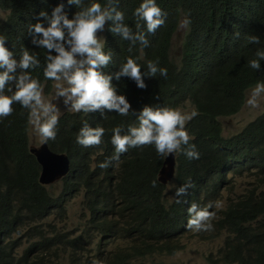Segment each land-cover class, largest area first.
<instances>
[{
	"label": "trees",
	"instance_id": "obj_1",
	"mask_svg": "<svg viewBox=\"0 0 264 264\" xmlns=\"http://www.w3.org/2000/svg\"><path fill=\"white\" fill-rule=\"evenodd\" d=\"M90 0H82L86 6ZM102 5L107 0H97ZM142 0H117L118 10L124 13V23L135 31L134 9ZM60 0H0V8L9 10L6 18L0 20V35L7 40V46L17 58L22 48L37 55L44 62L45 49L31 44L28 25L37 22L38 13L52 9ZM69 18L78 9L67 6ZM166 13L165 24L153 34H147L149 45L122 40L119 34L111 33L107 24L105 52H110L112 62L104 71L113 75V84L118 94L122 93L131 103L128 116L100 110L94 113L64 112L57 126L58 136L48 140L52 150L65 151L77 162L88 153L76 142L86 117L91 127L105 129L100 144L103 155L99 165L109 162L106 174L113 177L117 172L116 187H111L110 197L117 194L122 200L132 196L119 207L127 217L121 236L128 237V244L117 247L106 257L105 264H137V256L154 254L165 243L172 252L182 247L171 238L179 230H185L190 205L169 202L166 185L158 180L164 156L154 146L129 148L120 155L119 161L112 159L115 151L111 144L113 129L120 127L127 134L128 126L138 123L137 117L145 106L178 105L190 101L196 113L186 130L192 138L189 145H195L199 159L178 158L177 180L187 173L195 174L186 179L192 187L188 189V202L201 194L212 195L221 170L231 161L234 173L242 170L256 171L264 182V110L250 121L239 134L223 135L221 118L238 113L247 101V92L257 82H264V60L259 71L248 66L255 53L264 50V0H157ZM187 23L184 46L179 55L171 58L172 38L182 20ZM259 38V44L249 43V37ZM131 47V51L129 48ZM229 47V49H228ZM178 52V51H177ZM128 56L138 60L147 72L148 61L157 62L158 67L167 69V76H145L148 86L141 89L129 77L116 81L114 74ZM43 82L42 68L33 73ZM51 83L52 81H47ZM118 82V86L116 85ZM14 112L7 118H0V264H64L52 257V250L59 255L73 245L76 256L85 244L90 242L95 228L100 226L96 217L103 211L98 207L97 194L89 197L85 205L92 218L75 234L53 229L54 236L35 244L34 249L20 253L18 249L23 227H30L32 235L42 234L41 226L34 224L49 216L56 208L65 213V205L80 194L77 184V168L74 167L70 187L59 199L51 198L45 185L39 182L41 166L30 151L28 110L15 104ZM105 112V118L101 116ZM57 131V130H56ZM188 146H182L187 148ZM183 154L182 151L180 153ZM153 181L156 186L153 187ZM35 188H38L34 191ZM66 198H72L67 201ZM67 201V202H66ZM264 213V190H249L238 200L231 201L227 210H220L212 221L214 229L229 230L224 246L220 249L227 263L264 264V236L251 232L247 222ZM73 233V232H72ZM117 234L113 228L104 235ZM2 236V237H1ZM153 241V244L152 242ZM43 247L45 251H38Z\"/></svg>",
	"mask_w": 264,
	"mask_h": 264
},
{
	"label": "clouds",
	"instance_id": "obj_2",
	"mask_svg": "<svg viewBox=\"0 0 264 264\" xmlns=\"http://www.w3.org/2000/svg\"><path fill=\"white\" fill-rule=\"evenodd\" d=\"M73 5L78 10L72 14V18H69V13L65 11L66 4L64 0H60V3L52 9L51 13L41 10L37 16V22L28 25L31 44L36 48L46 50L43 64L39 57L31 53L28 48H22L19 58H17L13 50L7 46L6 38L0 35V118L11 116L14 112L13 106L19 104L23 109L28 110V123L39 137L41 144L47 143L50 149L48 140H55L58 136L59 128L57 129V126L63 113L60 115L57 105L52 100L45 98L44 89H51L54 82V98L58 101L63 98V104L69 112L94 113L100 110H107L120 116H128L132 107L131 103L123 95L117 82L116 85L121 90V93L118 94L117 87L113 84V75L104 71L111 64L112 55L110 52H105L106 38L102 40L99 33L105 30V26L107 33V24L111 21L112 24L108 28L111 33L119 34L122 40L131 41L132 45L139 42L144 47H147L149 45L147 34L154 35L165 24L166 19V13L159 7L157 0H142L139 6L134 9L133 15L136 18L135 31L124 23V13L118 10L117 0H107L106 5H102L97 0H90L86 6L82 4V0H67V6ZM0 10L6 12L4 17L6 18L9 10L2 8ZM249 43L259 44L260 40L256 36H251L249 37ZM184 44L183 40L178 54L181 53ZM131 50L130 47L129 51ZM255 55L258 59L250 60L248 66L259 71L261 68L260 61L264 60V50L258 49ZM171 58L174 60L173 52L171 53ZM41 68L43 77L46 80L43 85L37 75L35 77L33 75L37 69ZM145 71L137 59L128 56L121 63L114 77L116 81H120L122 77H129L137 83L139 88L145 89L148 86L144 81L145 76L156 77L158 72L161 76H167V69L158 67L157 62L153 61H148L147 72ZM47 81L52 82L48 83ZM262 94H264V82H257L251 90V97L247 101L248 105L253 108L258 107V100ZM184 103L185 101L174 106L163 104L162 107L159 105L156 107L145 106L137 117L138 123L128 126L127 134H122V129L115 127L112 130L113 134L111 137V144L115 151L112 159L119 161L120 155L126 153L129 148L145 146H154L156 152L164 156L161 168L168 158H174L175 164L172 168L174 172L171 178L164 183L159 180L158 175V180L166 185L165 193L169 202L181 203L180 199H183L184 204L190 205L187 208L188 219L185 228L196 233L209 232L214 230L212 221L218 212L227 210L231 201L238 200L242 194H232L231 201L224 205L220 201L209 202L207 205L204 203V200L213 196L219 186L225 182L226 174L231 172V168L234 167V162L231 161L221 170L217 185L212 187V190L215 191L214 194L210 196L201 194L197 199H192L188 202V189L192 185L187 183L186 179L195 174L187 173L178 181L176 178L178 158L187 156L189 159H199V153L195 150L194 144L189 145L192 136L186 130L188 123L196 113V107L190 102L194 111L191 110L189 115H184L179 109ZM101 116L105 118V112L101 111ZM82 120L85 122L79 130L76 142L81 145L78 146L79 148L86 149L88 153L82 157L80 163L76 161V158L72 159L65 151L51 149L57 154L67 155L69 166L63 169L53 182L44 184L40 181V177L39 182L47 187L51 198L59 199L70 187L71 178L69 177L73 175L74 167H76L78 170L77 184L81 186L80 194L77 197L82 196L83 218L74 227L62 224L69 217L66 205L75 199L66 198L68 199L67 201H71L65 205L64 214L59 208H56L49 215L53 216L52 223L43 225L44 220L49 216L34 223L41 226L42 234L32 235L29 233L32 226L23 227L20 233L15 234L16 238L20 239L19 246L16 249L22 254L28 249H34L36 243L45 240V236H54L53 229L65 233L69 232L72 236L81 232L80 228L92 218L91 211L85 203L95 193L97 194L98 207L102 208L103 211H100V214L96 217V222L100 226L95 228L90 242L85 244L76 256L73 245H71L70 249H65L64 244L58 240L57 242L61 244L63 251L56 255L54 250H52V257L62 260L64 264H90L88 261L91 258L93 259L91 264H105L106 257L111 252L117 247H123L129 243L128 237L121 236V232L126 226L127 217L119 207L124 205L132 196H125L122 200L117 194H114L111 199L110 189L111 187H116L117 172L111 177L106 174L105 169L109 166V162H102L99 165V157L104 154L101 151L100 144L102 143L105 129L99 126H89V121L86 117H83ZM242 131L243 129L237 134ZM39 145L31 143V146ZM182 146L188 147L182 148ZM181 151L182 155L180 154ZM245 172L255 174L256 171L242 170L237 175H243ZM255 175L259 189L264 190V188H261L264 186V182H262L260 176ZM55 183H58L60 187L58 194L49 189ZM169 184L172 186L170 189L168 188ZM155 186L156 182L153 181V187ZM257 188L258 186L248 187L244 193ZM37 189L35 188L34 191ZM170 194L175 195L173 199L169 198ZM246 225L249 226L252 233L264 236V213L257 216L256 219L249 220ZM110 228H113L117 234L105 236L104 232ZM185 230H179L171 238V241L173 243L177 241L178 244L182 245L180 239L175 240V236L180 235ZM225 232L227 237L229 230ZM97 234L100 237L96 247L94 250L87 251L88 246L95 241ZM112 237L114 242L107 248L108 241ZM151 242L153 244V241ZM164 244H161V246L164 247ZM38 251H45V249L40 247ZM175 252H172L166 246L159 248L154 254H174ZM154 254L137 256L135 258L136 263L153 264ZM147 256L149 257V262L144 261ZM232 263L242 264L240 262Z\"/></svg>",
	"mask_w": 264,
	"mask_h": 264
},
{
	"label": "rangeland",
	"instance_id": "obj_3",
	"mask_svg": "<svg viewBox=\"0 0 264 264\" xmlns=\"http://www.w3.org/2000/svg\"><path fill=\"white\" fill-rule=\"evenodd\" d=\"M6 16V12L0 10V19ZM187 29V23L183 19L178 31L173 38L172 52L179 55L180 44L183 42L185 33ZM102 40L106 38V26L105 30L99 33ZM178 51V52H177ZM54 83V82H53ZM44 89V95L46 99L52 100L53 103L57 105L60 110V115L68 111L63 104V98L56 100L54 98L55 89ZM251 90L247 92V101L251 97ZM245 103L243 108L236 114L232 116H227L221 118L223 126V135L225 137H230L232 135L240 132L250 121L255 119L264 110V94L258 100V107H251L248 103ZM184 115H189L191 110L194 108L191 106L190 102H185L179 107ZM30 142L34 145L41 144L39 137L36 135L32 126L29 127ZM259 184L256 180V175L254 173L245 172L243 175H237L233 171L229 172L225 176V182L219 186L217 192L209 197L208 199H203L204 203L207 205L209 202L220 201L222 205L228 204L231 201L232 194L240 195L245 192L248 187H255ZM168 188H172L171 184ZM261 188H264L262 186ZM50 191L58 194L60 192V187L58 183H55L49 187ZM174 194H170L169 198L173 199ZM82 196L75 198L72 202L67 204L66 210L69 213V217L62 224H66L68 227H74L83 218L82 209ZM53 216H49L44 220L43 225L52 223ZM227 233L223 230L214 229L209 232H192L189 230L183 231L180 235L175 236V240L181 241L183 247L176 251L174 254H160L156 253L153 255V264H239V263H227L223 260V255L220 249L224 246L225 238ZM100 235L97 234L95 241L88 246L87 251L94 250L96 243ZM114 242L112 237L107 244V248ZM166 247V244L163 245ZM145 262H149V257L144 259ZM90 264L93 262L91 258L88 261Z\"/></svg>",
	"mask_w": 264,
	"mask_h": 264
},
{
	"label": "water",
	"instance_id": "obj_4",
	"mask_svg": "<svg viewBox=\"0 0 264 264\" xmlns=\"http://www.w3.org/2000/svg\"><path fill=\"white\" fill-rule=\"evenodd\" d=\"M31 152L37 157L42 171L40 181L44 184L53 182L61 171L69 166V159L65 154L53 152L47 143L39 146H31ZM174 158H168L159 173V180L167 182L173 175ZM65 172V171H64Z\"/></svg>",
	"mask_w": 264,
	"mask_h": 264
}]
</instances>
